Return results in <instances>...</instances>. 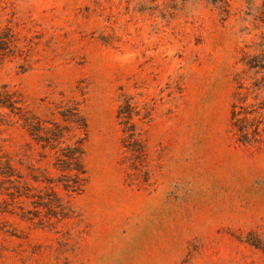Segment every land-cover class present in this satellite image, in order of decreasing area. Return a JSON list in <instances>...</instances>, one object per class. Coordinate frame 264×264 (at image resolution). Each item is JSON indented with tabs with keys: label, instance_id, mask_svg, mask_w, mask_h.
I'll use <instances>...</instances> for the list:
<instances>
[{
	"label": "rangeland",
	"instance_id": "obj_1",
	"mask_svg": "<svg viewBox=\"0 0 264 264\" xmlns=\"http://www.w3.org/2000/svg\"><path fill=\"white\" fill-rule=\"evenodd\" d=\"M0 31V87L79 139L83 168L65 190L31 127L0 124V264H264V141L229 121L242 58L264 64V0H0ZM127 95L148 110L136 142Z\"/></svg>",
	"mask_w": 264,
	"mask_h": 264
},
{
	"label": "trees",
	"instance_id": "obj_2",
	"mask_svg": "<svg viewBox=\"0 0 264 264\" xmlns=\"http://www.w3.org/2000/svg\"><path fill=\"white\" fill-rule=\"evenodd\" d=\"M209 1L219 2V0ZM12 42L11 34L0 31V55L9 51ZM260 58V56H245V58H242L246 68L241 71V74L234 77L235 86L232 92L229 121L236 140L243 144L264 141V98L260 96V92L264 89V78L263 76L260 79L255 78L253 82L246 84L244 82L245 78L242 76L248 71H252L254 74L261 73V70H264V64H256L255 62L256 60L263 61ZM144 110L145 113L142 114L130 95L125 96L118 106V123L123 125L121 130L124 138L130 139L131 142L137 141L136 117L140 120L147 118L148 110L146 108ZM12 117L17 121L21 120L25 124L27 123L33 130L31 135H36V139L40 141L43 147L47 146L54 151V167L59 172V176L56 178L57 184H60L67 191L77 190L83 173L80 162L81 147L79 139L70 144L62 145L60 144V139L63 137L61 126L54 124V127H48L29 123L21 113V106L13 93L7 90L6 86H1L0 124ZM74 117L75 114L70 113L64 115L63 119L71 121L76 128L81 127ZM10 175L8 162L0 156V184ZM52 202L55 213L64 215V211L57 202L48 201L49 204H52Z\"/></svg>",
	"mask_w": 264,
	"mask_h": 264
}]
</instances>
